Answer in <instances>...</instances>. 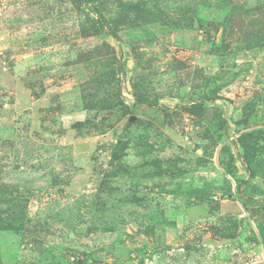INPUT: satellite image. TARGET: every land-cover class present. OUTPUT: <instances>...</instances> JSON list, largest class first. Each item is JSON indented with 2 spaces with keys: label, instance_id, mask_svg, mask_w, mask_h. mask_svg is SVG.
I'll list each match as a JSON object with an SVG mask.
<instances>
[{
  "label": "rangeland",
  "instance_id": "1",
  "mask_svg": "<svg viewBox=\"0 0 264 264\" xmlns=\"http://www.w3.org/2000/svg\"><path fill=\"white\" fill-rule=\"evenodd\" d=\"M0 264H264V0H0Z\"/></svg>",
  "mask_w": 264,
  "mask_h": 264
},
{
  "label": "trees",
  "instance_id": "2",
  "mask_svg": "<svg viewBox=\"0 0 264 264\" xmlns=\"http://www.w3.org/2000/svg\"><path fill=\"white\" fill-rule=\"evenodd\" d=\"M248 203H251V202L249 201V199H247V200L244 201V204H245V206H247V207H248Z\"/></svg>",
  "mask_w": 264,
  "mask_h": 264
}]
</instances>
